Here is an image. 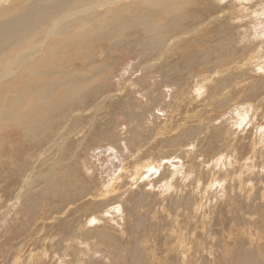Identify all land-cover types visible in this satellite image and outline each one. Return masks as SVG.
<instances>
[{"label": "rangeland", "instance_id": "1", "mask_svg": "<svg viewBox=\"0 0 264 264\" xmlns=\"http://www.w3.org/2000/svg\"><path fill=\"white\" fill-rule=\"evenodd\" d=\"M98 11L110 24L76 59L38 76L48 36L0 65V264H264V0ZM43 98L58 104L19 118Z\"/></svg>", "mask_w": 264, "mask_h": 264}, {"label": "bare ground", "instance_id": "2", "mask_svg": "<svg viewBox=\"0 0 264 264\" xmlns=\"http://www.w3.org/2000/svg\"><path fill=\"white\" fill-rule=\"evenodd\" d=\"M5 1L7 0H0V3L3 2L4 4ZM14 1L28 2V0H14ZM34 2H33L34 4H31V5L20 4L19 6L13 8V10H15L16 12H11V15L10 14L8 15L5 13L7 9L6 7L1 8L0 10V55H2V57H0V65L4 64L2 62H4L5 60H7V58H10L13 55L15 56V59L10 63L12 64L11 65L12 67L20 63L31 61L33 57L34 58L36 57L35 56L36 50L41 48V44L39 43L40 41L42 42L46 41L48 36L49 37L57 36L55 39L59 38L57 40H59L60 43L53 45V46H51L52 44L48 43L49 46L47 47L48 49L47 48L44 49L45 54L43 58L38 60L36 63V66L39 70H37L35 73L38 76H42L45 74V71L41 70L42 65L46 66L47 68L54 62H56V64H61L62 62L65 63V62L70 61L71 58L67 56V52L70 50L75 51V53H73L72 56H74L76 59L77 52L81 50L82 47L85 46L84 41L90 42V38H91L90 33L96 31L97 29L101 31L106 27V25H108L109 22L107 20L109 19V17L105 21L97 20L98 22L96 23H94V21L99 16V11H98L99 8L101 9L103 7H106L107 5H110V3H113V0H93V2H89L88 0H35ZM70 7L72 11H69V14H68L67 9ZM96 8H98L97 12L95 11ZM127 9L128 8H123L122 10H127ZM142 9L144 10V8ZM88 13H92V14L84 18L89 20L90 25H91L90 27L88 28H86V26L79 27L78 33H74V32L67 30L68 25H69L68 18L70 19L71 17H74V16H78L79 18L80 15H84ZM118 15L119 14L115 15L114 18ZM41 34L42 36H39ZM33 39L35 40L31 44L32 47H30V49L25 50L26 47H29V44L32 42ZM20 45L22 46V51L24 52L20 54L16 52L14 53V50H12L13 48L11 47H14V46L16 47ZM9 70L10 69L6 67V71H3V70L0 71V82L5 81L6 79H9L13 75L11 72H9ZM63 79L61 80L64 81ZM75 79H72V80L69 79L65 81L67 83H71L74 87L80 88V85L77 84L80 81V79L78 80H75ZM67 83H64V84L67 85ZM30 84L31 83L28 82L29 86H31ZM5 88L6 87H4V89ZM28 89H30V87H27V90ZM37 89L39 90V92H41L39 93L41 97H43L45 94H49L52 91L53 86L50 83L44 84V85L42 84ZM36 90H30L29 94L34 95ZM65 94L70 96L71 91L68 89L65 92ZM43 100H44V104L41 106H39L37 103H31V102L30 104H27L28 110L20 113L21 116H19V118L23 119L27 116H30L31 118L38 117L39 115L38 113H40V111L42 112L49 111L51 106H52L51 107L52 109L53 107L55 108V106L53 105L58 104V103L49 101L44 98ZM4 116L6 117L7 115H4V113H0V120L4 119ZM117 210L121 211V208H117ZM254 256H257V255H254ZM254 256L253 258L252 256L249 257V258H252L251 260H249L250 264H261L262 259H259Z\"/></svg>", "mask_w": 264, "mask_h": 264}]
</instances>
